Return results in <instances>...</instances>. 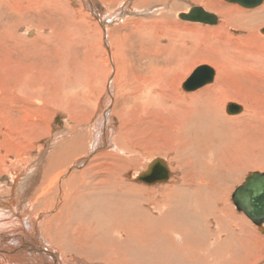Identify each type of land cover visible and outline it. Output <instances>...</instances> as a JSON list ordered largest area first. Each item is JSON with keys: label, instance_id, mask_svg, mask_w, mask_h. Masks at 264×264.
Returning <instances> with one entry per match:
<instances>
[{"label": "bare ground", "instance_id": "6f19581e", "mask_svg": "<svg viewBox=\"0 0 264 264\" xmlns=\"http://www.w3.org/2000/svg\"><path fill=\"white\" fill-rule=\"evenodd\" d=\"M22 1L29 2L30 5L34 2L33 0H0V41L2 43L4 38L10 39L14 44L20 40L19 33H16L19 19L12 18L7 22H2V19H4L5 11L9 16H14V12L19 9ZM214 1H209L213 4L209 7L211 10L199 7L214 13L217 16L215 23H204L181 17L183 13H189L192 7L182 12L176 10L168 12L167 15L171 14L169 22H165L164 17L150 18L152 23L147 18L130 21V24L137 25L133 33L138 29L139 32L135 34L141 37L150 34L153 25H170L168 30L171 31L173 40L171 38V44L167 45L166 50H170L174 66L170 71L171 79H169V85L166 84L167 87L162 82L158 84L148 81L146 85L147 82L144 81L145 86H142L138 95L132 97L136 101L135 109H132L134 115L132 119L135 120L130 124L134 125L133 130L136 128L138 132L144 133V137L135 138V135L131 136L126 131L125 139L119 132L118 137L113 139L110 121L102 120L100 129L97 130L96 138L98 139L89 155L99 152L105 145V154L113 158L115 164L106 166L107 168L103 170H100L101 166L97 167V165L85 168L88 157L84 156L78 157L73 163L71 159L81 154L78 150H83V145L78 144V139L82 137L75 132H69L59 142H54L53 148L46 153L48 161L43 162L44 166L35 174L31 168L34 169L36 164L33 167L26 165L30 163L29 161L25 163L21 173L16 169V165L20 163L17 159L15 162L10 160L11 163L8 165L4 163L6 165L3 167L2 163L0 164V174L7 175L6 180L0 182L4 190V193L0 194V264H88L85 261L91 264H138V259L141 260L140 264H264V221L262 224L256 222L250 216L251 212L246 213L243 210L247 209V205L237 204L236 196L237 190L244 186L248 176L255 172L264 174V159L262 161L256 158L251 159L246 155L244 146L255 138H264L261 136V134L264 135V104L255 94L257 91L264 94V0H261L257 5L260 6L256 9H254L256 6L247 7L238 2L233 3L248 9L235 5L225 6L222 0ZM142 3L144 0L134 1L137 7H140ZM46 4L51 9H57L60 3L58 0H38L36 8H42ZM85 4H88L87 10L79 19L81 24H86L83 26L87 27L83 34L91 39L99 40L98 45L105 52L106 60L103 59L107 62V67L116 65L110 62L108 57L115 55L114 48L118 53L115 42L117 38L113 41L112 38H108L109 27L107 28L103 23L104 20L107 22L112 17H103L101 11L99 12L101 8L98 9L92 0H86ZM29 6L24 7L28 9ZM3 8L6 10L4 11ZM63 8L65 10L64 5ZM212 9L219 13L223 12L221 13L224 20L222 25L216 26L221 19ZM177 18L194 22V24H214L216 27L200 30L197 25L194 27L181 24ZM37 29L38 38L33 39L41 41L45 47L57 38V31L53 33L54 29L50 34L48 31L42 34L40 26ZM113 30L109 31V35ZM231 30L243 33L238 35ZM60 32L58 35L61 40L66 37L63 33L71 35L67 31ZM105 33L107 36L104 38ZM77 35L81 36V34ZM33 39L28 38L24 42H34ZM93 47L95 45L91 48ZM213 56L217 62L211 63L213 66L207 65L211 71L203 80L204 84L197 88L188 87L187 83L197 69L185 82L184 79L192 66L200 61L208 62ZM100 68L96 73L103 74ZM152 69L154 66H151V71ZM118 70L119 67L116 65L117 73ZM158 72L156 74L160 73ZM45 73L41 72L38 77L33 78L27 74L19 77V81L28 89V91L22 89L24 90L22 94L25 96L22 101L31 102L33 98L37 101L41 100L49 81ZM113 73L109 67L102 79H99L100 86L96 85L97 87L105 86L103 90L109 98V100L106 99L109 101L106 102L107 106L110 100L114 99L112 82L115 79H111L114 76ZM28 79L30 82L27 81ZM96 80L98 81V78ZM34 84L36 88L33 87ZM183 84L189 91L183 92V88L179 89ZM116 86L118 87L119 84ZM263 94L260 95L263 96ZM92 96L94 97L93 94ZM50 99L52 101V97ZM22 101L19 102L22 103ZM229 101L242 106L240 113L234 110L228 111L238 115L227 116L226 109L228 110ZM81 107L78 106L80 109ZM89 109L91 110V107ZM106 111V113L103 111V116L109 115L107 109ZM126 123L129 124V122ZM137 125H140L139 129L143 126L140 131ZM54 128L57 129L53 124L50 129ZM29 136L25 137L28 138L27 142H29ZM156 154L164 155L168 159L164 156L156 157L153 160L150 159L149 165L160 158L166 163L168 169L172 168L173 177L169 176V179L165 181L152 182L158 184L154 187L145 186L124 177V170L127 172L129 166L135 167L136 163L146 156L148 158V155ZM142 172L135 174L136 181L142 182L138 178ZM0 177L3 178V176ZM31 177L33 179L30 181ZM242 195H246V192L244 191ZM256 216L260 214L257 213Z\"/></svg>", "mask_w": 264, "mask_h": 264}, {"label": "rangeland", "instance_id": "374dc122", "mask_svg": "<svg viewBox=\"0 0 264 264\" xmlns=\"http://www.w3.org/2000/svg\"><path fill=\"white\" fill-rule=\"evenodd\" d=\"M33 1L35 3L32 2L31 5L29 2L26 3V1H22L23 2L21 4L22 8L20 5L19 9H17L16 12H14V14H13L14 16H9L8 13L5 11L6 9L4 10V8H3V10L5 11V15H3L4 19H2V22L10 21L12 18H14L16 20L19 19V21L17 20V22H18L17 27L18 28H17L16 33H19L18 38L20 39L19 40L20 43L15 42V44H14L13 41H11L10 39H7V38H4L5 39V40H3L4 43H2V41H0V143H1L0 144V157H1L0 158V161H1L0 164L2 163V167H3L6 164L7 165L10 164L11 163L10 160L11 161L13 160L15 162V160L17 159V160H19L20 163H19V165H16L17 166L16 169H18L19 173H21V171H23V169H24L23 166H25V163H27L29 161L31 164L29 163L26 165H31L33 167V165L36 164V165H34V169L31 168V170H33V172L35 174V172L38 171V169L41 170L42 169L41 167H43L44 164L48 161L46 158V153L49 152L53 148L52 145L54 144V142L55 143L59 142L60 139L69 132H71V133L75 132L77 135L82 137V138L78 139L79 140L78 144L83 145V150H78V152H81V154H77L76 155L77 158L74 156L71 159V160H73L72 162L73 163L76 162L78 157H80V158L82 156L88 157V161H87L88 164L86 163L87 165L85 166V168L86 167H96V165H97V167H99V166L102 167V168L99 167L100 170H103V169L107 168L106 166H110L111 164H115V160L113 158L107 156V154H105V152H104L105 151L104 150L105 145L103 147H101L99 152L97 151L93 155H89L90 151H92L91 149L93 148L94 143L97 141L96 139H98V138H96L98 136L97 130L100 129L99 126H100L102 120L107 119L108 121H110L109 126H110V131L112 132L113 139L118 137V132L121 133L120 134L121 137L123 139H125L126 137L124 136V134L126 131L131 136L135 135V138L144 137V133L138 132V130H136V128L133 130L132 128L134 127V125L131 126V124H130V123H133V120H135V119H132L134 117V115L132 113V109H135L134 107H135L136 101L132 97H134V95L139 94L142 86L143 87L145 86L144 85L145 82H147L146 85L151 81L157 82V83L162 82L163 85L165 87H167L169 85L168 83H170L169 79H171L170 71L173 68L172 66H174V61H173V58L170 54V50H166L167 45L171 44V38H172L170 35L171 31L168 30L170 28L169 27L170 25L164 24V26H163V24H162V26H161V25H153L152 24L153 27H152L150 34H147L146 36L141 37V36H136V34L139 32L138 29H136V32H135L136 34L133 33V31L137 27V25L130 24V21H133V20L138 21L139 19H142V18H147V20H150V18H157V17L163 18L164 17L163 20L165 22L166 21L169 22L171 20V14L167 15L168 12L175 11V10L179 11V12L186 11L190 7H193L196 5L202 6L206 9L211 10V8H209V7H211V5H213V4H211L209 1H212V2H215V1L214 0H205L202 2V1H195V0H161V1L160 0H148V1L144 0V3H142L140 7H137L134 4L135 0H131V1L130 0H92L93 3L96 5V7H98V9H99V7L101 8V10H99V12L101 11L103 17H105V18H108V16L112 17L111 19L109 18V20L107 21L108 24L105 20L103 21V23L106 27L107 26L109 27V29H107L108 38H110V39L112 38V41L117 38L115 40V42H116V46L118 49V53L116 52V50L114 48L113 51H114L115 55H112V56L109 55L108 60H110V62L111 61L114 62L117 65V67H119V70H121V72L118 70V73L116 72V65L112 64V66L107 67V62L105 61L106 60L105 59L106 58L105 52L102 51L100 45H98L99 40L91 39V37H88L86 34L85 35L83 34L87 27L85 26L86 27L85 28L83 25H86V24L82 25L80 22L81 20H79V19H81V15L84 14L85 10H87L86 7L88 4H85L86 0H58V2L60 4H58L57 9H51L50 7H48L47 4L42 6V8L41 7L36 8V1H38V0H33ZM222 2H223V4H225V6L231 7L232 5H235V6H238L240 8H243V9H248V8L242 7L238 3L229 2L227 0H222ZM25 5H27V6L30 5L29 6L30 8L27 9L26 7H24ZM63 5L65 6V10H67L66 12L63 8ZM33 6H34V8H33ZM259 6L254 7V9L258 8ZM40 9H42L43 11ZM249 9H253V8H249ZM218 10L220 11V9H218ZM212 11H214L218 16H220V19H221V21L219 22L220 24L218 23L216 26L222 25L224 23L223 15H222L223 12L221 11V13H222L221 14L216 10L212 9ZM152 12H154L153 13L154 15L152 14ZM37 20H39V21H37ZM177 20L181 24H189V25L194 26V27L198 26V28H200V30H206V29H209L210 27H216L214 24H213L214 26L213 25H207L204 23H195L194 24V22L183 21V20H180L179 18H177ZM149 22H151V20ZM38 26H40V28H41L40 30H41L42 34H46L47 31L50 34L53 31V29H54V32H53L54 34L57 31V38L52 42L50 41L49 42L50 44L48 43L46 45L47 48L45 46H43V43L41 41L39 42L38 40H36V41L34 40V39H36L35 37H37L39 34L37 31ZM173 26L175 27V23H173ZM112 29H114L111 33L112 35L111 34L109 35V31H111ZM59 31H61V32L67 31L71 35L68 36L67 34L63 33V35L66 37H63L61 40L60 36L58 35ZM91 32H93V30H91ZM231 32L238 34V35H241L243 33L240 31L235 32L233 30H231ZM77 34H81V36H79ZM106 36L107 35L105 33L104 38ZM58 37H59V39H58ZM28 38H32V39L34 38L33 39L34 42L33 41L32 42H30V41L24 42L25 39H28ZM172 40H173V38H172ZM120 41H122V42H120ZM92 45L93 46L95 45V47L91 48ZM3 46H5V47H3ZM41 47H42V49H41ZM10 48L12 51L10 50ZM99 49H101V50H99ZM106 50H107V48H106ZM84 51H86V52L88 51V53H86ZM107 51L110 52L109 50H107ZM143 54H145V55H143ZM101 57H102V59H101ZM82 59H84V60H82ZM210 59L211 60H209L208 62L200 61V62L195 63L192 66L191 71L189 73H187L184 81L186 80L185 82H187V80L190 78V76L192 75L194 70L196 68H198L200 65L206 64V65L210 66L211 63L217 62L215 56H213ZM90 62H91V65L94 66L93 68L90 65ZM150 62L152 63V65ZM47 63H48V65H47ZM103 63H106V64H103ZM97 64L98 65L100 64V65L96 66ZM101 64H102V66H101ZM150 65L154 66V69H152V71H151ZM211 65L213 66V64H211ZM42 66H44V67L42 68ZM103 66H104V68H103ZM124 66L126 68H124ZM109 67H111L112 71L114 72L113 73L114 76L113 77L111 76L112 77L111 79H115L116 81L114 80V82H112V86H113L112 90L114 92V99L113 100L111 99L109 105L107 106L106 102H109L108 101L109 98L106 97V92H105V90H103V88L105 86L104 85H102L101 87H97V86H100L99 79H102L103 74L105 73V71L107 69H109ZM121 67L124 69H122ZM99 68H100V72H104L103 74L102 73H96V71L97 72L99 71L98 70ZM39 69H40V71H39ZM104 69H106V70H104ZM161 69L163 71H161ZM122 70L123 71L125 70L126 73H125V71L123 72ZM41 72L42 73L46 72L45 74L48 75V80H49L48 81V87L49 88L47 87V90L44 91L43 97L41 98L40 101H37L36 98H33V100L31 99V102L30 101L25 102L24 100L22 101V98L25 97L22 94L24 91L22 89H25L27 91H28V89H26V87H24L23 84L19 81V77L22 75L26 76L25 74H27L31 78H33L34 76L38 77L41 74ZM149 72L153 76H151L149 74ZM157 72L159 74H156ZM79 73H81V75H79ZM88 73L90 75H88ZM94 73H95V75H97V77L94 75ZM115 73H117V74H115ZM73 75H74V77H73ZM78 75H79V77H78ZM75 76H77V77H75ZM72 77H73V79H72ZM88 77H90V78H88ZM93 77H95L96 79L98 78V81ZM148 77H150V78H148ZM77 78H78V80H77ZM159 78H161V79H159ZM163 78H165V79H163ZM23 80H25V78ZM80 80L81 81L83 80L84 83H83V81L81 82ZM119 80H120V82H118ZM156 80H158V81H156ZM27 81L30 82L29 79ZM32 82H35V81L32 80ZM124 82H125V84H124ZM117 83L119 84V86H118L119 88L116 86V85H118ZM166 84H168V85L166 86ZM184 84L179 89L183 88V90H182L183 92L189 91L185 88ZM35 86L36 85L34 84L33 87L36 88ZM85 87L88 90L85 89ZM97 88H101V89H99L101 91H99ZM130 88H132V89H130ZM133 90H134V93H133ZM81 91H82V93H81ZM84 91H86V92H84ZM64 92H65V95H64ZM60 93H63V94H60ZM135 93H137V94H135ZM259 93L261 95L263 94L260 91H257L255 94L257 95V98L262 100V104H264V100H263L264 94H263V96H261ZM92 94L94 95V97L92 96ZM17 95H18V97H17ZM125 96H126V98H125ZM260 96L262 98H260ZM46 97L48 100L44 99ZM51 97H52V101L50 99ZM106 99H108V100L106 101ZM18 100L20 102L22 101V103H20ZM63 101H64V104H62ZM97 101H98V103H96ZM24 103H26V104H24ZM229 103H235V102L229 101ZM22 104L24 105V107ZM83 104H85V105H83ZM59 105L61 107H59ZM69 105H71V106H69ZM55 106H56V108H55ZM78 106L79 107L82 106L81 109L78 108ZM88 106H89V108L91 107V110L88 108ZM28 107H30V108H28ZM68 107H71V108L69 109ZM111 107L113 109H111ZM227 107H228V105H227ZM85 108H86V110H85ZM129 108H130V110H128ZM106 109L108 110L109 115L103 116V111H104V113L107 112ZM89 111H90V113H89ZM240 111H238V112L240 113ZM226 112L228 113L227 116L238 115V113L237 114L236 113H229L227 109H226ZM76 113H78L77 115L79 117L76 116ZM130 113H132V114H130ZM92 114H93V116H92ZM88 115H89V117H88ZM52 117H53V119H52ZM108 117H109V119H108ZM127 117H129V118H127ZM61 121H62V123L63 122L64 123L62 124ZM125 121L129 122V124L126 123ZM1 123H3V124H1ZM10 123H11V125H10ZM31 124H32V126H31ZM53 124L56 125L57 129L56 128H54L53 130L50 129V128H52ZM74 126H75V128H74ZM138 126H140V125L136 126L139 129ZM124 127H126V128L124 129ZM142 127L143 126H141V128ZM7 128H8V131H7ZM39 128H41V129H39ZM141 128L139 129V131L141 130ZM30 129H32L33 131ZM47 129L50 132L47 131ZM75 129H76V131H75ZM19 130H20V132H19ZM22 130H23V132H22ZM24 130H25V132H24ZM27 130L29 133L27 132ZM30 131H32L34 133H32ZM42 133H44V134H42ZM40 134H41V136H40ZM34 135H35V137H34ZM26 136L27 137L29 136V138H30L29 142L30 143L27 142L28 138H25ZM49 136H50V138H49ZM261 136H264V135L261 134ZM18 137L21 139L22 142L20 141V139H17ZM6 138H8V139H6ZM52 138H54V140ZM31 139L32 140L36 139V140L32 141ZM51 141H53V143ZM49 142H51V144ZM86 142H88V143H86ZM35 143H37L38 145ZM16 144H17V146H16ZM20 145H22V147ZM88 145H92V146H88ZM1 146H2V148H1ZM30 146H32V148ZM244 146H245L246 151H247V152L245 151L246 155L248 157H250L251 159L256 158V159H260L261 161L264 159V138H262V139L260 137L255 138L254 141H250V143L247 142L246 145H244ZM17 147H19L20 149ZM85 147H87V148H85ZM22 150H23V152H22ZM14 152H16V153L14 154ZM34 152H35V155H34ZM102 152H104V153H102ZM26 154L28 156H26ZM163 156L157 155V154L156 155H148V158L146 156L140 162L136 163L135 167L129 166V168H127V172H126V170H124L125 171L124 177H126L129 180L131 178V181H135L136 183H141V184H143L145 186H149V187H152V186L154 187V186L158 185L157 183L154 184V183H145L144 181H142V182L136 181L135 174L137 172H141V171L144 172L147 169V167L149 166V163L151 161L150 159L153 160L156 157H162L163 158ZM36 157H38V158H36ZM164 157L166 159H168L166 156H164ZM109 158L112 161L109 160ZM22 159H24V161ZM89 160L92 162L90 163ZM103 160L107 164H105ZM143 161H144V163H143ZM43 162H45V163H43ZM4 163H6V164H4ZM70 163H71V161H70ZM120 163L121 162H119V164ZM137 164H139V166ZM35 168H36V170H35ZM169 170H170V173L172 172L170 176L173 177L174 171L172 170V168H169ZM0 176H3V178L0 177V182H3L7 178V175H5V174L4 175L0 174ZM32 179L33 178L31 177L30 181ZM1 185L2 184H0V191H1L0 194L4 193L3 192L4 191L3 186H1ZM27 257H29V255H27ZM140 257L141 256H139V258ZM27 259L29 260V258H27ZM85 262L88 264H91V262H89V261H85ZM137 262H139L138 264H140L141 260L138 259ZM79 264H82V263H79Z\"/></svg>", "mask_w": 264, "mask_h": 264}, {"label": "water", "instance_id": "95a60500", "mask_svg": "<svg viewBox=\"0 0 264 264\" xmlns=\"http://www.w3.org/2000/svg\"><path fill=\"white\" fill-rule=\"evenodd\" d=\"M230 2H238L244 6L252 7L257 6L261 0H227ZM181 17L188 20L199 21L204 23H215L217 16L214 13L207 12L202 7L194 6L189 13H183ZM211 69L207 65H202L196 69L193 73L190 82L187 83L188 87L192 86L197 88L204 84V81L210 74ZM212 73V72H211ZM193 83V85H192ZM228 111H239L242 106L240 104H228ZM170 176L169 169L166 163L162 159L154 160L148 167V169L139 175V180L152 183L156 181L168 180ZM246 192V195H242ZM237 204L240 206H246L247 209H243L246 213H250V216L258 223L264 221V174L255 172L251 176L247 177V180L243 187H240L236 193ZM253 213L255 215L253 216ZM257 213L260 216H256Z\"/></svg>", "mask_w": 264, "mask_h": 264}]
</instances>
